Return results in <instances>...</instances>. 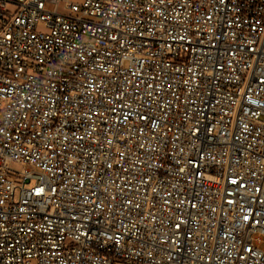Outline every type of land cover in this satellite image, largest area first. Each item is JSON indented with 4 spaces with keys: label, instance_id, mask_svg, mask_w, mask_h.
<instances>
[{
    "label": "built area",
    "instance_id": "built-area-1",
    "mask_svg": "<svg viewBox=\"0 0 264 264\" xmlns=\"http://www.w3.org/2000/svg\"><path fill=\"white\" fill-rule=\"evenodd\" d=\"M117 263L264 264V0H0V264Z\"/></svg>",
    "mask_w": 264,
    "mask_h": 264
},
{
    "label": "crops",
    "instance_id": "crops-1",
    "mask_svg": "<svg viewBox=\"0 0 264 264\" xmlns=\"http://www.w3.org/2000/svg\"><path fill=\"white\" fill-rule=\"evenodd\" d=\"M61 1H65V0H61ZM66 1H70V2H73V3H81L83 0H81V2H76V1H73V0H66Z\"/></svg>",
    "mask_w": 264,
    "mask_h": 264
},
{
    "label": "rangeland",
    "instance_id": "rangeland-1",
    "mask_svg": "<svg viewBox=\"0 0 264 264\" xmlns=\"http://www.w3.org/2000/svg\"><path fill=\"white\" fill-rule=\"evenodd\" d=\"M73 1L81 2V0H73ZM16 199H17V196H16ZM117 264H122V263H117Z\"/></svg>",
    "mask_w": 264,
    "mask_h": 264
}]
</instances>
